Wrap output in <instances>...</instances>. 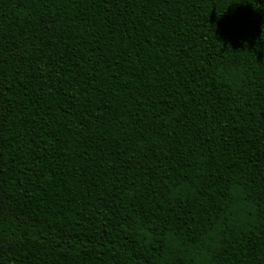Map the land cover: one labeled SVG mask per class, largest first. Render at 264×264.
<instances>
[{
	"label": "trees",
	"instance_id": "trees-1",
	"mask_svg": "<svg viewBox=\"0 0 264 264\" xmlns=\"http://www.w3.org/2000/svg\"><path fill=\"white\" fill-rule=\"evenodd\" d=\"M0 264H264V0H0Z\"/></svg>",
	"mask_w": 264,
	"mask_h": 264
},
{
	"label": "clouds",
	"instance_id": "clouds-1",
	"mask_svg": "<svg viewBox=\"0 0 264 264\" xmlns=\"http://www.w3.org/2000/svg\"><path fill=\"white\" fill-rule=\"evenodd\" d=\"M210 71L219 82L229 87L239 88L246 69L231 56H224L212 66Z\"/></svg>",
	"mask_w": 264,
	"mask_h": 264
}]
</instances>
